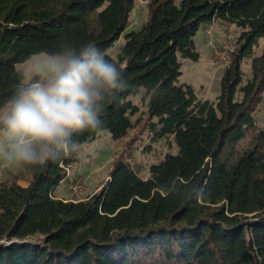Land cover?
Wrapping results in <instances>:
<instances>
[{"label": "trees", "instance_id": "1", "mask_svg": "<svg viewBox=\"0 0 264 264\" xmlns=\"http://www.w3.org/2000/svg\"><path fill=\"white\" fill-rule=\"evenodd\" d=\"M136 1L0 0V96L37 44L69 36L108 52ZM143 1L140 28L125 32L115 56L108 52L130 87L106 103L103 130L119 138L141 123L147 149L170 137L176 151L147 174L122 151L108 180L80 199L53 192L97 132L75 135L78 152L39 172L9 170L0 180V241L13 242L0 245V264H264V128L256 120L264 97V44L256 53L264 0ZM216 21L239 32L220 92L208 99L179 82V57L198 60L195 35ZM142 89L147 110L135 121L141 108L132 96ZM248 131L254 133L240 150Z\"/></svg>", "mask_w": 264, "mask_h": 264}, {"label": "clouds", "instance_id": "2", "mask_svg": "<svg viewBox=\"0 0 264 264\" xmlns=\"http://www.w3.org/2000/svg\"><path fill=\"white\" fill-rule=\"evenodd\" d=\"M129 87L121 64L92 41L35 45L0 96V166L39 172L78 152L74 136L102 132L106 103Z\"/></svg>", "mask_w": 264, "mask_h": 264}, {"label": "rangeland", "instance_id": "3", "mask_svg": "<svg viewBox=\"0 0 264 264\" xmlns=\"http://www.w3.org/2000/svg\"><path fill=\"white\" fill-rule=\"evenodd\" d=\"M179 1V0H178ZM147 7L143 0H137L135 8L132 11L129 25L121 34L115 44L108 49L112 55L117 51L125 41V32L131 29L140 28L146 18ZM212 26V34L215 43L224 51L218 53L208 44L209 34L207 24L200 26L195 35V41L200 57L198 60L180 56L182 61V74L179 82L192 83L197 89L198 95L203 98L215 99L220 92V80L224 72V67L231 60L232 51L237 46L238 28L235 24H223L220 21L208 24ZM264 44V38L261 39L256 53H260ZM220 49V50H221ZM17 63V67H19ZM243 68L246 73L250 72L251 60L243 62ZM144 89L132 99L140 105L141 111L134 116V120L143 117L147 110V99L143 98ZM264 95V93H263ZM257 126L264 128V97L260 108L256 112ZM141 123L135 124L129 129L128 133L122 137L115 138L109 130L99 132L98 136L88 142L81 144L79 160L75 161L67 168V178L61 181L54 189V196L63 198L80 199L98 190L109 178L113 158L120 152H128L126 158L129 162L141 171L147 174L151 163L159 162L167 151H176L175 143L170 137L162 138L152 145L150 149L146 146L149 143V136L141 130ZM142 132H141V131ZM254 131H248L245 136L238 142V149H243L249 143ZM132 142V148H128ZM128 150V151H127ZM9 170H17L0 166V180ZM74 177L83 179L84 187L78 192L71 188ZM22 183H27L25 179H19Z\"/></svg>", "mask_w": 264, "mask_h": 264}, {"label": "built area", "instance_id": "4", "mask_svg": "<svg viewBox=\"0 0 264 264\" xmlns=\"http://www.w3.org/2000/svg\"><path fill=\"white\" fill-rule=\"evenodd\" d=\"M212 26H207V32L209 34V37H208V44L214 48V50H216V52L218 53H224V51H222V49L219 47V45H217L215 43V39H214V36L212 34ZM221 49V50H220ZM230 62V60H229ZM68 175V173H67ZM72 184H71V188L74 192H78L79 190H81L83 187H84V183H83V179L81 177H74L73 180H72Z\"/></svg>", "mask_w": 264, "mask_h": 264}, {"label": "water", "instance_id": "5", "mask_svg": "<svg viewBox=\"0 0 264 264\" xmlns=\"http://www.w3.org/2000/svg\"><path fill=\"white\" fill-rule=\"evenodd\" d=\"M11 242H13V241H9L8 239H3V240L0 241V245H2V244H9Z\"/></svg>", "mask_w": 264, "mask_h": 264}, {"label": "crops", "instance_id": "6", "mask_svg": "<svg viewBox=\"0 0 264 264\" xmlns=\"http://www.w3.org/2000/svg\"><path fill=\"white\" fill-rule=\"evenodd\" d=\"M208 25V24H207ZM20 182V181H19ZM20 183H22V182H20ZM22 184H26V183H22ZM56 197H60V198H63V197H61V196H56Z\"/></svg>", "mask_w": 264, "mask_h": 264}]
</instances>
